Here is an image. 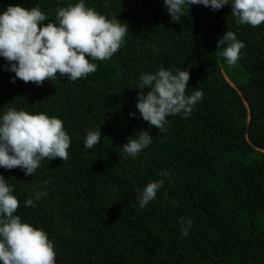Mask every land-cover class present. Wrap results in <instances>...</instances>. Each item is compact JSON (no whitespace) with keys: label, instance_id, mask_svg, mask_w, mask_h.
Masks as SVG:
<instances>
[{"label":"trees","instance_id":"trees-1","mask_svg":"<svg viewBox=\"0 0 264 264\" xmlns=\"http://www.w3.org/2000/svg\"><path fill=\"white\" fill-rule=\"evenodd\" d=\"M78 2L0 0V14L39 7L45 24L58 23L57 9ZM83 2L129 27L111 59L92 61L96 72L13 83L0 57V118L9 108L44 113L71 138L67 162L42 160L33 176L0 168L20 200L15 214L47 233L56 264H264V24H237L231 4L186 7L176 23L163 0ZM228 30L245 44L235 66L218 49ZM161 67L190 72L186 95L203 92L190 116L167 117L163 133L136 107L142 75ZM89 129L101 130L91 149ZM139 131L152 143L132 158L122 147ZM160 179L156 198L140 208L139 193ZM38 192L47 194L26 207ZM181 218L192 220L187 236Z\"/></svg>","mask_w":264,"mask_h":264},{"label":"clouds","instance_id":"clouds-1","mask_svg":"<svg viewBox=\"0 0 264 264\" xmlns=\"http://www.w3.org/2000/svg\"><path fill=\"white\" fill-rule=\"evenodd\" d=\"M172 21L181 22L185 8L203 5L216 11L231 4V15L240 25L258 27L264 24V0H163ZM48 17L39 7L31 9L16 5L8 6L0 14V57L11 65L24 83L42 85L44 81L68 77L76 81L97 71L92 61H105L113 57L125 43L129 31L127 23L86 7L83 0L58 8L56 21L44 23ZM245 44L228 30L218 41L220 55L229 66H235ZM153 51H156L153 45ZM190 72L177 69L175 73L161 67L156 73L143 74L138 92L137 109L140 117L151 126L166 132L167 117L191 115L194 106L203 98V92L186 95ZM145 89H148L145 92ZM133 116L136 113H132ZM101 130L89 129L84 141L91 149L100 142ZM152 143L149 131H139L129 137L122 147L132 158L137 157ZM71 138L63 121L47 114H30L24 110L9 108L0 118V168H20L25 175L33 176L41 161L59 158L67 162ZM161 176H168L164 170ZM45 184L48 181L44 182ZM164 180L149 182L139 193V207L144 208L157 196ZM46 192L37 193L24 201L26 207H35ZM20 200L13 195L4 176L0 174V262L2 264H56L54 243L47 233L29 223L22 222L15 213ZM182 236H187L192 220H180Z\"/></svg>","mask_w":264,"mask_h":264}]
</instances>
